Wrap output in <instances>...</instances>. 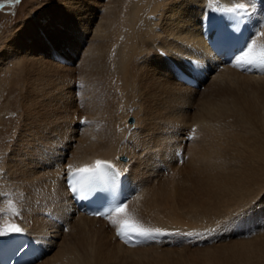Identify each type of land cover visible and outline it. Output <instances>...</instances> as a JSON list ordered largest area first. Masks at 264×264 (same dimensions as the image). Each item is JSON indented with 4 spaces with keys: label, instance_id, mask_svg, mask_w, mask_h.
<instances>
[{
    "label": "bare ground",
    "instance_id": "obj_1",
    "mask_svg": "<svg viewBox=\"0 0 264 264\" xmlns=\"http://www.w3.org/2000/svg\"><path fill=\"white\" fill-rule=\"evenodd\" d=\"M237 3L250 12L245 52L258 56L264 0H49L27 13L0 51V102L20 91L18 117L0 114V244L17 225L32 264H122L112 241L138 263L166 256L153 243L194 238L215 244L207 259L223 250L230 264H264V65L238 63L244 53L220 64L201 36L214 8ZM97 160L127 172L124 214L89 217L72 203L66 174ZM125 221L151 235L126 241Z\"/></svg>",
    "mask_w": 264,
    "mask_h": 264
},
{
    "label": "rangeland",
    "instance_id": "obj_2",
    "mask_svg": "<svg viewBox=\"0 0 264 264\" xmlns=\"http://www.w3.org/2000/svg\"><path fill=\"white\" fill-rule=\"evenodd\" d=\"M48 7H49V0H18V2H16V0H0V51L5 49V46L9 45L11 43L12 39L17 36V31H18L17 29L20 27V24L25 23L26 19H28L27 13L32 11V13H35L38 15V14L48 10L47 9ZM0 72H3L2 69H0ZM243 83L246 84L245 81L239 80L238 86L239 87L242 86L241 88L246 89L247 88L246 86H248V84L245 85ZM12 85H14V84H12ZM238 86H235V87L238 88ZM1 87H2V85H1ZM245 91L250 92L249 89H246ZM19 92H20L19 88L15 91V86H13L11 91L6 95V97L1 100V102H0L1 103V105H0V114L1 115H3L6 118L10 117L12 119L18 117L19 111H17V110H19L18 109L19 98L17 99V96H19ZM12 93L14 96H11ZM76 96L78 97V95H76ZM17 123H18V121L13 122V125H11V127H9L8 130H14L16 128L15 125ZM4 127L6 128L7 124H6V126L4 125ZM11 133H12V131H9L7 133L4 132L2 134V136L7 137V134H9V136H10ZM7 138H10V137H7ZM7 138H4L2 142L8 143L10 139H7ZM0 152H1L0 153V157H1L5 152H3V151H0ZM65 228H67V227H65ZM65 230H67V229H65ZM192 238H193V236H192ZM164 240H167V238ZM193 240H194V238L190 239L188 241H185L186 243H188L190 241H192L193 243L188 244L187 246H189V247L185 246L182 248L180 247V245L173 243V242L172 243H162V242L161 243H153L146 248L150 247V249H152L153 247H155V248L157 247V248H159V250L164 251V252L163 251L161 252V255H166L165 256L166 258L165 257H161V259H158L157 257L143 258V260H140L141 262L138 261V263H137L136 257H131V258L129 257V259L126 260V263L123 262V261H125V260H123V259H125L123 257L124 254L118 252V249L114 247V246H116V244L112 241V242H110V245H112V246H110V248H112L111 250L115 249V251H112V255L114 257L116 256V254L118 256L120 255V259H118V261L114 260V258H111V259L114 260V262H116V263H119V261H122V264L123 263L127 264V262L130 264H132L133 262L136 264H204V263L205 264H211V262H213L212 264H230V262H229L230 259H228V255H229L228 251H223V250L218 251L217 253L218 254L220 253L219 255L214 252L213 254H211L212 258H210V259H212V260H210V259L206 258V256L204 255L203 252L205 250L209 249V247H210V249L211 248L214 249V247L216 248L215 244L213 243V245H212V243L207 244V243L200 242V241L195 242ZM151 246H153V247H151ZM166 246L168 248H166ZM174 247H176V248H174ZM186 248H190V249H186ZM202 248H203V250H202ZM136 250H138V249L136 248ZM165 251L167 252V254H165L166 253ZM168 253H170V254H168ZM148 256H157V254L154 253L153 251H151ZM221 256H222V258H221ZM174 257H176V258H174ZM143 262H145V263H143Z\"/></svg>",
    "mask_w": 264,
    "mask_h": 264
},
{
    "label": "snow or ice",
    "instance_id": "obj_3",
    "mask_svg": "<svg viewBox=\"0 0 264 264\" xmlns=\"http://www.w3.org/2000/svg\"><path fill=\"white\" fill-rule=\"evenodd\" d=\"M18 2V0H16ZM251 2V0H249ZM226 12L232 14L238 23H243L244 18L248 16L249 8L248 5L245 3H237L231 8L225 9ZM264 35V33H261ZM244 62L247 64H262L264 65V51L260 53V55H253L252 49L249 48L247 52L244 53V55L240 58L239 62ZM71 167V166H69ZM117 176H119L118 172H115L113 165L107 161H101L97 160L94 165L87 166L82 169H79L77 172L73 173V178L75 179L78 177L76 183L77 186L72 187V191L74 193H84L85 195H91L93 192H97L102 186L108 183L109 179L111 178L114 180ZM81 198H84V196H81ZM126 205L121 203L117 205L114 209H112V212L118 213V214H124L126 212ZM94 215H103L104 213L97 212L93 213ZM111 214V213H109ZM115 223V221H113ZM8 231L12 233H20L22 229L17 225H9ZM125 231H127L129 234L135 233L136 235L140 236H150L151 233L139 229L136 225L129 223L128 221H125L121 227L118 229L117 235H124ZM6 233H0V235H3ZM187 235H191L190 233Z\"/></svg>",
    "mask_w": 264,
    "mask_h": 264
}]
</instances>
